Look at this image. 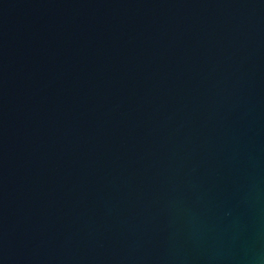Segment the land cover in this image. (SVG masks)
<instances>
[{
  "label": "water",
  "instance_id": "water-1",
  "mask_svg": "<svg viewBox=\"0 0 264 264\" xmlns=\"http://www.w3.org/2000/svg\"><path fill=\"white\" fill-rule=\"evenodd\" d=\"M0 264H264V0H0Z\"/></svg>",
  "mask_w": 264,
  "mask_h": 264
}]
</instances>
